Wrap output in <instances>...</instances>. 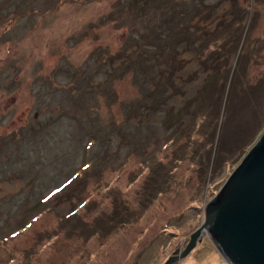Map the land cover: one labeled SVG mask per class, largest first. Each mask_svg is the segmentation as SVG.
<instances>
[{
	"label": "rangeland",
	"instance_id": "1",
	"mask_svg": "<svg viewBox=\"0 0 264 264\" xmlns=\"http://www.w3.org/2000/svg\"><path fill=\"white\" fill-rule=\"evenodd\" d=\"M263 132L264 0H0V264H164Z\"/></svg>",
	"mask_w": 264,
	"mask_h": 264
},
{
	"label": "water",
	"instance_id": "2",
	"mask_svg": "<svg viewBox=\"0 0 264 264\" xmlns=\"http://www.w3.org/2000/svg\"><path fill=\"white\" fill-rule=\"evenodd\" d=\"M203 233L227 264H264V132L206 204L184 251L164 264L187 256Z\"/></svg>",
	"mask_w": 264,
	"mask_h": 264
},
{
	"label": "bare ground",
	"instance_id": "3",
	"mask_svg": "<svg viewBox=\"0 0 264 264\" xmlns=\"http://www.w3.org/2000/svg\"><path fill=\"white\" fill-rule=\"evenodd\" d=\"M165 262V261H164Z\"/></svg>",
	"mask_w": 264,
	"mask_h": 264
}]
</instances>
